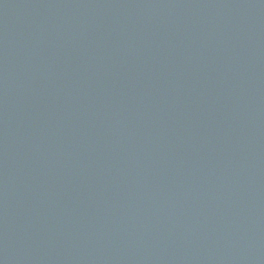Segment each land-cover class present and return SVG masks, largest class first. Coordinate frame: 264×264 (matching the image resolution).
<instances>
[{"label":"water","instance_id":"obj_1","mask_svg":"<svg viewBox=\"0 0 264 264\" xmlns=\"http://www.w3.org/2000/svg\"><path fill=\"white\" fill-rule=\"evenodd\" d=\"M0 264H264V0H0Z\"/></svg>","mask_w":264,"mask_h":264}]
</instances>
